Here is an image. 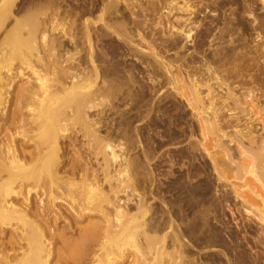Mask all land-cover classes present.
Wrapping results in <instances>:
<instances>
[{
  "label": "bare ground",
  "instance_id": "6f19581e",
  "mask_svg": "<svg viewBox=\"0 0 264 264\" xmlns=\"http://www.w3.org/2000/svg\"><path fill=\"white\" fill-rule=\"evenodd\" d=\"M196 2L0 0V28H4L0 30V231L7 226L19 231L31 224L26 211L8 198L15 194L27 200L34 194L41 197V203L44 199L51 204L69 199L70 210L79 215L103 214L105 226H99L102 222L89 223L91 233L85 237L94 247L107 250L99 264H121L127 245L135 252L132 264H264V137L253 136L257 127L254 117L250 118L251 113L245 109L244 94L236 93L241 86H251V100L262 102L264 110V74L260 77V70H252L254 73L248 75L238 65L220 70L229 57L239 55L234 47L222 58L213 55V59H207L205 55L198 61L192 52L188 57H179L188 46H196L197 15L204 7L203 1V6ZM256 2L264 9V0L252 3ZM178 14L185 20L179 21ZM160 49L165 53L175 51L177 58L168 61ZM254 49L258 55L264 52L258 33ZM175 62H179L176 73L171 69ZM201 68H206L205 75H212L209 83L215 82L208 87L224 89L225 99L217 97L213 101L215 93L209 89L210 103L206 106L207 101L199 93L200 78L204 76L200 75ZM159 71L164 72L166 85L187 101L198 119L199 131L205 135L204 143L197 141L190 146V167L166 186L164 194L169 202L155 194L161 185L155 187L150 151L165 137L176 138L167 136L172 135L173 121L169 117L167 120L157 105V116L145 122L158 96L156 88L162 84ZM23 81L27 82L19 86ZM143 84L151 85L149 92ZM180 84L187 89L180 92ZM16 86L19 91L12 99L8 91ZM149 95L150 112L143 115ZM10 97L15 99L13 109ZM160 98L167 103L171 95ZM116 100L126 104L115 106ZM108 112L119 120L116 122L115 117L108 123ZM139 119L144 125L140 129L135 124ZM164 132L166 136L161 135ZM143 135L150 149L143 150L142 159L128 155L134 143L143 144ZM79 136L90 139V155L103 160L102 170L92 174L90 168H82V158L75 157L68 163L63 173L74 180L83 179L86 191L82 187L84 194L80 196L81 184L74 185L58 172L62 163L59 141L69 140L75 146ZM32 146L33 151H24ZM214 149L220 157L212 154ZM195 152L208 160L206 163L200 158L205 161L200 171L195 166L199 159L193 156ZM172 157L174 163L177 159ZM234 170L237 173L232 177ZM212 175L217 183L224 184L223 191L214 186ZM231 178L243 186L234 185ZM104 184L109 188L107 192ZM232 198L240 207L231 206ZM158 201L162 206L155 207ZM34 228L32 239L26 238L22 228V236L8 242L10 248L0 243L1 264H48L45 234L39 227ZM125 237L129 244L119 240ZM27 239L31 253L24 262L27 254L20 248Z\"/></svg>",
  "mask_w": 264,
  "mask_h": 264
},
{
  "label": "rangeland",
  "instance_id": "374dc122",
  "mask_svg": "<svg viewBox=\"0 0 264 264\" xmlns=\"http://www.w3.org/2000/svg\"><path fill=\"white\" fill-rule=\"evenodd\" d=\"M195 1H197L196 2L197 4L200 3V5H202L201 1H203V5H204V7L202 8V12L199 13V15H197V21H196L197 22V24H196V30H197L196 34L197 35L195 37L196 38V40H195L196 46L195 47H193V46L189 47L188 46L187 51L183 50L180 53L179 57H186L188 53L192 52L194 58L198 59V61H200L202 57H205V55H206L207 59H213V55H215L216 57L217 56L224 57V55H226L228 53V51L233 49V47H234V48L238 49V50H236V52H239V55L234 56V58L229 57V59H227V61H226L227 64L224 66H221L220 70L225 71V70H228L230 68L235 67V65H238V66L242 67V69L244 70V73L248 72L247 73L248 75H249V73L256 72V70L257 71L260 70L258 73L260 74V77H261L264 74V52L262 54L258 55V53L254 49V45H255L257 33L262 37V41L264 43V9H263L262 5L259 2H256V4L255 3L253 4L252 3L253 0H195ZM209 1H210V3H209ZM184 18L185 17H183L182 15H179V14L177 15V19L179 21H183ZM255 21H257L256 24H255ZM254 24L257 26L256 29H254V27H255ZM0 27H1V23H0ZM208 28H210V36L207 37V29ZM2 29H4V28L3 27L0 28V30H2ZM2 32L3 31L0 32V35H2L1 34ZM0 37L2 38V36H0ZM189 45H191V44H189ZM160 50H159L160 54L163 57L166 56L167 58L166 57L165 58L168 61H172L173 59L175 60V58H177L175 51H170L168 53H165L164 52L165 50H163V51H162V49H160ZM195 50H196V52H195ZM197 52H199V53H197ZM215 56H214V59H216ZM236 57H238L237 60H236ZM254 60L257 61L256 65H255ZM148 61L153 64L152 60L148 59ZM176 63L177 62L172 64V68H171L172 72H174V73H176L175 71L178 69V65H179L178 64L179 62L177 64ZM198 66H200V64ZM214 67H216V66H214ZM205 70H206V68L205 69L201 68V71L204 73L201 72L200 75H204V76H202L200 78V80H201L200 84L201 83L202 84H201V87L199 89V93L201 92V94H202L201 97H203L205 102L207 101L205 103L207 106V105H209L208 103H210V98H208L209 97L208 96L209 95L208 94L209 89L210 90L212 89L211 92L215 93V94H213V96H214V98L212 99L213 101H216L217 99H225L226 94H224L225 93L224 89H218L217 86L215 87V89L213 88L214 86L212 88L208 87V85L213 84L215 82L211 81L209 83L208 79H210L209 77L212 78V75L211 74H210L211 76L205 75ZM213 71H214V69H213ZM161 72H163V71L158 72V78L160 76L159 79H160V81H162V84L156 88L158 91V96H156L155 97L156 99H153V101H152V99H151L152 97L150 95L146 98V101H148V102L144 108L143 115H146L148 112H150V106L153 102V106H154L153 110H152L150 116L147 118L148 120L146 119L147 121H145V122L149 123L150 121L154 120V118L157 116L158 106L161 107V109H163L164 113H166V116H167L166 119L169 120V118L170 119L172 118V121H173L172 122L173 125H170L172 135H167L166 132H164L165 134L161 133V135L162 136H166V135L167 136H176V138L174 137L170 141H165L162 146L159 145V147H157V148L151 147V151H150L151 152L150 159L152 160V162L150 163V166H151L150 169H152L153 170L152 172L154 174H156V179H157L155 187L158 188V186L161 185L160 192L155 190V194H156V196L159 195L162 197H166L164 200L167 201L169 199L168 200V202H169L170 198L169 197L167 198V196L164 194V190H165L166 186L170 185V183L172 181H174L176 179V177L179 176L177 174L181 175L182 172L185 173L186 168L188 169V167H190L189 161L191 160L190 159L191 155H189V154L187 155V153L191 152L190 146H191V148H192V146H195V143H197V141L202 143L203 142V136H205V135H202L201 132L199 131L198 119L196 117H194L191 110H189V107L187 106L188 103L186 104L187 101L184 98L180 97V95H177L176 91L172 90V88L168 84L166 85L165 74H164V72L163 73H161ZM26 82L27 81L21 82L19 84V86L24 85ZM19 86H16L15 87L16 89L12 88L11 90L8 91V94L12 97V99H13V96H15L16 93L19 91L18 90ZM143 87L147 92H149V90L151 89L150 84H143ZM184 87L186 90L187 86L181 85V84L178 85V89H181L180 92L184 90ZM250 87L251 86H241L237 89L236 93L237 94L242 93V95L244 94L243 95L244 96V102L246 103L245 109L247 110L248 113L249 112L251 113L250 118L253 119V117H254V119H253V120H255L254 128L256 126L257 127L255 128L256 133L254 132L253 136H257V137L260 136L263 138L264 137V131H263V129H264V123H263L264 122V110H262V108H261L263 103L262 102L257 103L256 100L255 101L251 100V97H250L251 95L249 93H252V90L250 89ZM159 90H161V91L159 92ZM213 90H215V91H213ZM249 91H251V92H249ZM161 95H162V99L165 98L166 95H171V99L167 103L165 101L163 102V101H161V98H160ZM263 95H264V90H263ZM220 96H221V98H219ZM247 96H249V97H247ZM11 97L9 99V102H10V104L11 103L14 104L15 99L12 100ZM222 97H224V98H222ZM207 98L209 99V102H208ZM189 99H191V98H189ZM121 102L122 101H120V100H116V101H114V105L115 106H118V105L122 106V105L126 104V103L124 104ZM160 102H162V103H160ZM13 107H15V104L10 106V108H12V109H13ZM10 108H8L7 110H9ZM144 113H146V114H144ZM94 115H96V113L92 114V116H94ZM107 115H108V116H106L107 119H105V120L108 123H111L112 119L113 118L115 119V117H116L111 112ZM117 118L118 117H116V119H115L116 122L119 120V118L118 119ZM140 121L141 120L139 119V121L135 122L136 126L138 125L137 128H139V129L141 126H144L142 124V121L141 122ZM243 123L245 124V122H243ZM166 127H168V126L166 125ZM160 129L161 128H158V130H160ZM163 130H164V128H163ZM134 137L135 136H132V139H134ZM189 137H191V139ZM1 139H2V136H1ZM1 139H0V147H1V145H3L2 144L3 141L1 143ZM140 139L142 140L143 144L138 145L137 142L134 143L133 146L130 148V150L128 149L129 150L128 155H131L132 157H139L140 159H142L143 150L144 149L145 150L150 149V145L147 144L146 136L143 135V136H141ZM176 141H177V143H176ZM22 143H23V141L18 142L19 145H21ZM59 143H60L59 146L61 148V150H60V161L62 162L58 168L59 175L63 174L62 177L65 180L68 179L72 182L74 181L73 182L74 185H75V183H78L77 184L78 186H80V184H81L80 189L82 190V192H78V195L80 196V195H82V193L84 194V192L86 191L84 184H83V179L78 178V179L74 180L71 177V175H68V174L63 173V172H66V170L69 168V164L72 163L77 157L83 159V163H84L83 166L84 167L82 166V168L85 169L87 167L88 170L90 168L89 174H92L93 171H99L98 169H100V171H101L102 170L101 165L103 164L102 157L99 156L100 158L98 157L96 159L93 155H90L89 148H90V145L93 144V142L90 139L87 140L86 138H83L81 136H79V141L76 143L77 145H75V146H72L69 143V140H65V139H64V141L61 139L59 141ZM172 143H174V146H176V147H170V148L164 150L165 146L171 145ZM232 149L234 151L235 148H232ZM33 150H34V147L32 146V147H27V148L25 147L24 151L28 153V152L33 151ZM62 151H64V152H62ZM211 151H213L212 154L214 156L220 157L218 150L214 149ZM235 151L233 153H235ZM80 154H81V156H80ZM197 154L198 153H196V152H195V154H193V156H195L196 159H198V158L200 159L203 156V154L200 156ZM171 156H173L172 158L174 161L177 159L174 163H172L170 161ZM188 156H190V157H188ZM238 156L239 155L237 154V151H236L235 159L239 160ZM152 158H154V159H152ZM168 158H170V159H168ZM199 159L195 162V166L200 171V170H202V168L204 166L203 164H205V161L207 163L208 160H206L205 156L202 157V159L205 160L204 163H203V160L200 159L201 160V162H200ZM184 162H185V164H184ZM65 163L67 165H63ZM0 169H2L1 165H0ZM87 169H85V170H87ZM169 172H172V174ZM234 173L236 174L237 172H235V170H234V172L232 173V175H233L232 177H234V175H235ZM64 176H66V177H64ZM70 177L73 180H71ZM211 177L214 180V182L216 181L214 186L218 187L217 190L219 191V189L220 190L222 189V191H223V189H225L224 184L217 183L218 181L215 180L216 179L215 175H212ZM248 178L251 179L250 177H248ZM91 179H92V177H91ZM99 179L103 180V176L100 175ZM231 179L232 180H230V181L234 185L237 184L236 186H243L241 181L235 180V178L234 179L231 178ZM147 186H148V184H147ZM230 186H231V184H230ZM252 186L254 187V186H256V184H253ZM82 187H84L83 188L84 192H83ZM227 188H228V190H230L229 189L230 187H227ZM108 189H109L108 186H106V184H104V190L107 192ZM14 191H18V189H15ZM156 191L159 194H157ZM222 191H220V192H222ZM220 192H218V193H220ZM33 193H34V191H33ZM220 194H222V193H220ZM14 195L15 194H12L8 199L10 201H12L17 207L26 211V214L28 216L27 219L31 222V224L30 225L27 224L26 227L22 226V224L20 223V225L23 228V229L20 228V230L21 229L23 230V234L26 235V238L28 237V239H30L31 235L33 236V233H34L32 231L33 227H35L36 229H37V227H39V229H41L45 234L43 239H44L47 250H46V252H44V255H45L46 259L48 258V260H47L48 264H99L100 259L104 258V256H105L104 252H107V250L103 251L102 248H100V246H99V248L96 246L94 247V245L92 243L87 241L88 238L87 239L85 238L87 236L89 237V234L91 233L90 232L91 230L90 229H89L90 231L88 230V227L91 228L90 224H100L102 222L99 226H102V227L105 226L106 223L104 224V218H103L104 216L102 213L95 212L93 214H89L87 212H83L84 214L82 213V215L76 214L73 212V210H70L71 204H70L69 199L61 200V202H58V203L56 202L54 204H51L45 199L41 203V201H42L41 197H39V196L37 197V195L35 196L34 194L30 196L31 198L27 197L28 201L26 200V198H24L25 196H23V195H17L16 197ZM34 196H35V199L32 198ZM17 199H18V201H17ZM230 200H231L230 201L231 206L237 207V208L240 207L239 202H236L235 199L232 198ZM149 202H150V200H149ZM153 205L155 207L162 206L160 201L155 202V204H153ZM226 214L229 215L228 212H226ZM240 216H241V218L245 217L244 214H241ZM240 216L238 215V219H240L239 218ZM147 219H149V217H147ZM242 226L244 227V225H242ZM243 227H242V230L244 229ZM31 228H32V230H31ZM20 230L17 231L16 229H14L10 226L5 227V229L0 231V243L5 245L7 248H10L8 245V242L10 241V239H12V240L19 239L22 236L21 235L22 230L21 231ZM84 232H86V233L88 232L87 233L88 235L85 234ZM84 234H85V236H84ZM83 237H84V239H83ZM247 238H248L249 242H251L253 244L251 237L248 236ZM28 239L26 241L23 240L21 242V248L19 245V248L22 250H25L23 252H25L27 254L26 255L27 257H25L24 262H26L27 258L28 259L30 258V253H31V248H30ZM31 239H32V237H31ZM119 240L122 242V244L123 243L129 244L128 241H130L129 238L126 239V237L124 239L120 238ZM125 240L127 242H125ZM124 249H125L124 254L126 257L123 261H121V264H132L133 256L135 255L134 254L135 252L133 251L132 248L129 247V245L125 246ZM258 249L261 250V248H258ZM22 250H20V251H22ZM18 253L20 254V256H23L22 252H18ZM0 264H1V260H0Z\"/></svg>",
  "mask_w": 264,
  "mask_h": 264
},
{
  "label": "flooded vegetation",
  "instance_id": "af4514ba",
  "mask_svg": "<svg viewBox=\"0 0 264 264\" xmlns=\"http://www.w3.org/2000/svg\"><path fill=\"white\" fill-rule=\"evenodd\" d=\"M170 140H172V139H169V138H166V137H165V138L163 139V141L161 142L160 146H162L163 143H164L165 141H170ZM170 147H176V146H174V143H172L171 145L165 146V147H164V150H166V149H168V148H170Z\"/></svg>",
  "mask_w": 264,
  "mask_h": 264
}]
</instances>
